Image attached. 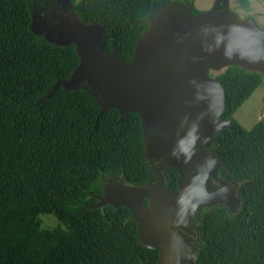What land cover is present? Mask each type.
Masks as SVG:
<instances>
[{
  "label": "trees",
  "instance_id": "1",
  "mask_svg": "<svg viewBox=\"0 0 264 264\" xmlns=\"http://www.w3.org/2000/svg\"><path fill=\"white\" fill-rule=\"evenodd\" d=\"M32 0H0V264H158L124 206L88 208L106 178L146 185L142 116L102 109L84 87L58 88L80 62L75 43L49 42L32 29ZM84 24L105 27V49L127 61L149 28L158 0H71ZM196 15L194 0H175ZM249 9L250 0H240ZM216 78L225 91L221 119L230 127L207 147L239 183L241 205L204 207L195 264H264V115L251 128L234 114L264 83L239 63ZM177 176V171H174ZM59 220L44 226L42 215Z\"/></svg>",
  "mask_w": 264,
  "mask_h": 264
},
{
  "label": "water",
  "instance_id": "2",
  "mask_svg": "<svg viewBox=\"0 0 264 264\" xmlns=\"http://www.w3.org/2000/svg\"><path fill=\"white\" fill-rule=\"evenodd\" d=\"M76 19L80 62L74 72L81 71L93 87L107 94L122 117L136 111L154 125L170 126L168 135H145L146 155L174 160L180 173L176 188H165L162 175L147 185L111 180L88 208L127 207L137 222L139 241L158 250V264H195L197 252L185 249L179 230L193 233L203 206L221 204L237 211L241 205L236 186L207 189L222 162L206 144L230 127V119H221L224 87L209 76L207 67L233 56L245 64L260 60L264 27L223 12L173 15L150 24L137 40L134 58L127 61L115 46L105 49L102 24ZM201 187L207 196L192 194ZM181 195L191 197L190 202L181 204Z\"/></svg>",
  "mask_w": 264,
  "mask_h": 264
},
{
  "label": "rangeland",
  "instance_id": "3",
  "mask_svg": "<svg viewBox=\"0 0 264 264\" xmlns=\"http://www.w3.org/2000/svg\"><path fill=\"white\" fill-rule=\"evenodd\" d=\"M195 5L204 12L212 15L215 13H227L234 15L239 19H251L259 28L264 27V0H250L249 9H246L240 3V0H194ZM32 29L38 35H44L46 40L52 43L68 44L75 43V28L79 26L76 16L73 12V4L71 0H32ZM191 14L188 8L182 4H178L175 0H158L157 5L150 14V24H157L159 21L173 15ZM232 56V55H231ZM255 63L245 64L239 60L237 56H233L230 60L221 65H211L207 67L208 74L216 77L224 68L232 63H240L244 67L260 71L264 76V56ZM84 87L88 89L99 101L102 109L116 107L109 99V96L100 92L93 87L86 77H83L81 71H75L69 79L59 80L53 85L49 93L50 96L58 88L75 89ZM121 112V110H120ZM125 114V113H124ZM264 115V83L258 87L253 94L238 108L234 117L246 128H251ZM144 133L146 137L150 133L148 130L154 124L143 119ZM150 133V134H154ZM146 161L147 158H146ZM170 161V160H169ZM172 162V161H170ZM148 164V162H147ZM121 178V176H119ZM239 184V183H238ZM44 226L55 227L59 225V220L52 214L42 215ZM198 231L197 238L187 237L189 247H194L197 252L202 244L200 228L195 221ZM189 249V248H188Z\"/></svg>",
  "mask_w": 264,
  "mask_h": 264
},
{
  "label": "flooded vegetation",
  "instance_id": "4",
  "mask_svg": "<svg viewBox=\"0 0 264 264\" xmlns=\"http://www.w3.org/2000/svg\"><path fill=\"white\" fill-rule=\"evenodd\" d=\"M73 12H74V10H73ZM169 129H170V126L161 127V126L154 125L153 127L151 126V128L148 131L150 133H153V132H155V133L154 134L149 133L148 136L149 135H162V136L168 135ZM206 146H207V144H206ZM146 158L148 160V161H146V165L148 166V168L150 170V174H151L150 180L147 182V184H150V183L156 181L158 176L162 175L165 188H176L177 187V181L180 177V173H179V170L177 167V163L174 160H170L168 158H163V157L156 159V158L150 157L148 155H146ZM169 160L172 162H170ZM147 162H148V164H147ZM174 171H177V176H174ZM111 180H116V181L117 180H124V178L123 177L120 178L119 176H115L113 178H106V179H104L103 185L105 186ZM223 184H228L230 187L236 186V189L239 187V184L237 182H234L229 178V176L227 175L222 163H220L218 165L215 173L211 176V178L207 184V189L209 191H212V190L222 186ZM97 195H94V196L96 197ZM204 207L205 206H203L201 209H203ZM196 219H195V221H196ZM195 221L193 223V231H194L193 233H185L183 230H179L182 238H184V240H185V249L188 252H196L194 250V247L188 246L187 237H186V236H191L193 239L197 238L198 231H197L196 226H195Z\"/></svg>",
  "mask_w": 264,
  "mask_h": 264
},
{
  "label": "clouds",
  "instance_id": "5",
  "mask_svg": "<svg viewBox=\"0 0 264 264\" xmlns=\"http://www.w3.org/2000/svg\"><path fill=\"white\" fill-rule=\"evenodd\" d=\"M193 195L199 196V197H205L207 196V192L204 188H199L198 190H191ZM191 197H185L184 195H181L179 198V202L181 204H187L190 202ZM193 208H195V205H192Z\"/></svg>",
  "mask_w": 264,
  "mask_h": 264
}]
</instances>
